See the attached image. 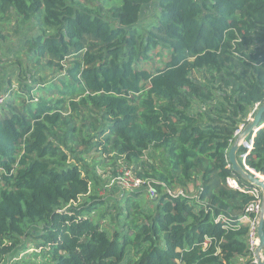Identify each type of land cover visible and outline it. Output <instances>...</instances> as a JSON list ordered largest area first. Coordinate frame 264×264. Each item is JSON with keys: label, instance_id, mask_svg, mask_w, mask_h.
Instances as JSON below:
<instances>
[{"label": "trees", "instance_id": "obj_1", "mask_svg": "<svg viewBox=\"0 0 264 264\" xmlns=\"http://www.w3.org/2000/svg\"><path fill=\"white\" fill-rule=\"evenodd\" d=\"M13 16L35 30L0 108V264H255L228 156L264 104V0H0V44ZM262 125L238 161L264 179ZM93 155L143 162L124 207Z\"/></svg>", "mask_w": 264, "mask_h": 264}, {"label": "rangeland", "instance_id": "obj_2", "mask_svg": "<svg viewBox=\"0 0 264 264\" xmlns=\"http://www.w3.org/2000/svg\"><path fill=\"white\" fill-rule=\"evenodd\" d=\"M14 14V13H13ZM13 20L10 23H4L2 31L4 35L8 36V40L0 44V95L5 97L3 104H0V108L6 104L9 98L17 96V92L21 91V86L30 85V70L29 73L21 74L17 67V63H25L27 61V49L26 40L31 36V33L35 30L34 26H26L20 24L16 17L13 16ZM160 52L156 50L151 54L152 59L149 62L144 63L143 67L150 69L152 65L160 66L162 61H167V59L159 54ZM33 68V67H32ZM33 70H35L33 68ZM0 115H2L0 109ZM155 162L158 165H164V158L160 152H154ZM114 155L112 157L108 156L103 158L102 155H95L89 157L90 163H97L96 171L98 174L105 176L107 180L105 183V188L101 192L110 204L113 202L121 201L122 207L125 206L126 201H124L126 194L125 191H130V185L133 179L137 178L138 170L142 169L143 162H132L127 163L126 161L115 159ZM149 162V159H146ZM99 164V165H98ZM135 190V189H133ZM142 190V188H141ZM128 196V195H127ZM146 198H150L149 196ZM151 207V206H150ZM113 215L115 214L112 213ZM103 224L110 226V220L101 221ZM111 227V226H110ZM36 241H28V246H35ZM34 252V249L30 250V254ZM21 260H27L30 262L31 257L27 255H21Z\"/></svg>", "mask_w": 264, "mask_h": 264}, {"label": "water", "instance_id": "obj_3", "mask_svg": "<svg viewBox=\"0 0 264 264\" xmlns=\"http://www.w3.org/2000/svg\"><path fill=\"white\" fill-rule=\"evenodd\" d=\"M255 116L252 120L243 128L240 135L237 137L236 142L229 152V162L232 166L233 171L239 175L246 183L251 185L254 189L262 191L263 201L262 209L259 215V223L257 227V235L259 243L255 250V263L264 264V181L263 176L257 173L243 168L238 161V152L249 137H254L255 134L263 127L262 118L264 115V104L260 106L253 113Z\"/></svg>", "mask_w": 264, "mask_h": 264}, {"label": "built area", "instance_id": "obj_4", "mask_svg": "<svg viewBox=\"0 0 264 264\" xmlns=\"http://www.w3.org/2000/svg\"><path fill=\"white\" fill-rule=\"evenodd\" d=\"M4 101H5V97L0 95V104H3ZM240 133L241 131H238L236 133V136L238 137ZM245 143L243 144V146L248 148V150H251L252 142L250 145ZM228 184L235 189H240L238 183L233 179H229ZM143 186H144V182L139 178H135L131 182L130 189L131 190L135 189V191H140L141 188H143ZM147 193L151 199L157 198L152 188H147ZM251 194L254 196L255 201L247 208L246 214L242 218H240L239 222L241 224L248 225L250 227L249 245H250V251L254 256V260H255V250L259 243L258 235H257V227L259 223V215L262 209L263 196H262V191L259 189H254L251 192ZM250 214H253L254 216L251 217Z\"/></svg>", "mask_w": 264, "mask_h": 264}, {"label": "crops", "instance_id": "obj_5", "mask_svg": "<svg viewBox=\"0 0 264 264\" xmlns=\"http://www.w3.org/2000/svg\"><path fill=\"white\" fill-rule=\"evenodd\" d=\"M251 114H253V112L251 113ZM252 120V119H251ZM253 137V136H252Z\"/></svg>", "mask_w": 264, "mask_h": 264}, {"label": "bare ground", "instance_id": "obj_6", "mask_svg": "<svg viewBox=\"0 0 264 264\" xmlns=\"http://www.w3.org/2000/svg\"><path fill=\"white\" fill-rule=\"evenodd\" d=\"M263 179V178H262ZM263 181H264V179H263Z\"/></svg>", "mask_w": 264, "mask_h": 264}]
</instances>
